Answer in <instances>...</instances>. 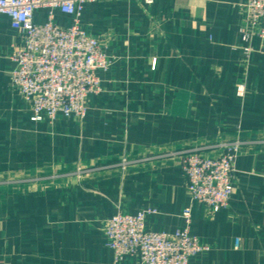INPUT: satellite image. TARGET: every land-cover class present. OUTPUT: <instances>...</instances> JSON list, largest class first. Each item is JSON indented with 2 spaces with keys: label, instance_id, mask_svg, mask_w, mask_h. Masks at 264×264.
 I'll use <instances>...</instances> for the list:
<instances>
[{
  "label": "crops",
  "instance_id": "0c3cea01",
  "mask_svg": "<svg viewBox=\"0 0 264 264\" xmlns=\"http://www.w3.org/2000/svg\"><path fill=\"white\" fill-rule=\"evenodd\" d=\"M248 1L88 3L78 24L102 41L111 66L99 72L101 89L88 96L84 118L40 121L13 86L20 34L0 17V177L138 159L98 172L86 187L2 192L0 264H114L106 222L150 210L149 230L188 228L207 247L189 264H264V146L250 141L264 134V44L242 38ZM47 20V11L35 13L37 24ZM75 21L55 13L62 29ZM237 138L247 144L235 163L234 193L214 214L191 197L179 152L200 148L213 157ZM140 262L129 255L121 264Z\"/></svg>",
  "mask_w": 264,
  "mask_h": 264
},
{
  "label": "built area",
  "instance_id": "2783aa9c",
  "mask_svg": "<svg viewBox=\"0 0 264 264\" xmlns=\"http://www.w3.org/2000/svg\"><path fill=\"white\" fill-rule=\"evenodd\" d=\"M96 0H0V17L11 20V26L20 34L13 60V86L33 108V121L43 115L54 119L84 118L87 98L101 89L99 72L107 71L111 60L102 50V41L83 31L78 18L88 3ZM153 4L154 0H147ZM45 10L48 20L35 22V13ZM76 18L68 29L54 23L55 13ZM245 42L257 37L264 44V0H249L245 6ZM247 53L251 52L246 48ZM264 51V47H263ZM245 93L239 88V95ZM241 142L222 145L220 155L208 157L200 148L181 150L182 171L186 187L193 200L204 204L211 213L226 209L234 193L233 174ZM135 161L124 158L110 168L127 169ZM155 211L136 214L118 213L105 225L108 247L114 252V264H121L129 255H138L140 264H189L190 259L207 247L190 235L188 228L174 234L148 229L146 218ZM190 223L191 211L183 213Z\"/></svg>",
  "mask_w": 264,
  "mask_h": 264
},
{
  "label": "rangeland",
  "instance_id": "374dc122",
  "mask_svg": "<svg viewBox=\"0 0 264 264\" xmlns=\"http://www.w3.org/2000/svg\"><path fill=\"white\" fill-rule=\"evenodd\" d=\"M254 142V144L259 145L261 147L264 146V134H259L258 137L255 139L250 140ZM234 142H241L244 146L247 144L244 140L237 138L233 141L223 143L229 144ZM221 145V146H222ZM129 157H121L118 161L107 164V165H97L94 164L92 166H81V165H75L72 167H69L68 169L60 170L59 172H56L54 174H50L47 176H19L18 178L14 177H7L3 176L0 177V195H2V192H6L11 195V191H16L19 189L20 193L24 191H28L32 189V192H39L40 190H49V191H55L58 189V186H63L64 188L73 186V185H79L82 187L87 186V181L91 179L95 174L101 171H106L111 169L110 167L112 165H117L121 162L122 159ZM132 161H135L134 163L138 162V159L131 158ZM15 193V192H14ZM54 206V205H53ZM57 215L53 214L51 222L53 226H55L58 220Z\"/></svg>",
  "mask_w": 264,
  "mask_h": 264
}]
</instances>
